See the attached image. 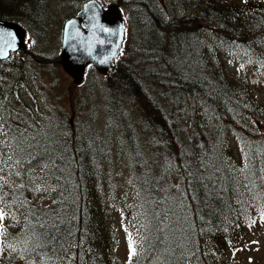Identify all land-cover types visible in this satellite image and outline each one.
I'll list each match as a JSON object with an SVG mask.
<instances>
[{
    "label": "trees",
    "instance_id": "trees-1",
    "mask_svg": "<svg viewBox=\"0 0 264 264\" xmlns=\"http://www.w3.org/2000/svg\"><path fill=\"white\" fill-rule=\"evenodd\" d=\"M84 1L72 0L73 11ZM116 1L127 26L149 33L138 32L139 43L110 73L134 109L116 113L111 104L118 126L108 119L107 132L79 133L63 117L16 121L17 95L6 81L22 72L21 58L38 55L28 46L0 61L6 242L18 246L22 264H119L106 204L109 188L118 194L116 149L128 157L122 201L137 232L127 264H235L229 252L264 214V106L245 80H232L219 53L230 36L263 57L264 10L249 1ZM51 14L48 0H0V19L22 24L36 48Z\"/></svg>",
    "mask_w": 264,
    "mask_h": 264
},
{
    "label": "rangeland",
    "instance_id": "rangeland-1",
    "mask_svg": "<svg viewBox=\"0 0 264 264\" xmlns=\"http://www.w3.org/2000/svg\"><path fill=\"white\" fill-rule=\"evenodd\" d=\"M99 1L106 6L118 3L116 0ZM245 1H249L255 9L264 10V0H227L235 6H241ZM48 2L52 14L46 17L43 28L38 29L41 34L40 39L36 42L39 48H36L32 37L28 40L29 48L34 53L33 56L38 55L36 60L21 58L22 72H15L8 76L6 81L10 88H15L17 95L16 100H10L15 108V119L25 124L28 119L33 117L42 121L63 117L68 118L71 126L75 127L79 133L84 128L94 129V127L107 132L106 122L108 119L113 126H118L117 116L115 114L111 116L107 112L111 104L114 105L111 107V111L125 113L128 109H134L132 101L117 92L110 74L102 75L93 68L85 80L76 85L59 63L60 55L56 54L54 59L43 60L50 57L49 54L52 51L59 49L60 52L64 22L77 13L73 11L72 0H48ZM123 12L126 16L124 8ZM139 31L140 33H149L145 26L143 29L127 27L119 61L123 58L127 60L132 49L131 46H136L139 43ZM224 39L228 51H221L219 58L225 69L232 80L236 82L245 80L253 99L264 106V56L261 57L251 50H241L238 44L232 42L230 36H225ZM125 94L130 96L126 92ZM129 113L132 114L134 122H137L138 112L136 114L135 110H130ZM111 134L114 135V141L111 142L112 147H115L119 143V138H116V132ZM113 156L115 172L118 175L116 185L118 194H114L113 189L109 188L106 204L116 234L115 259L119 264H127L132 255H130L129 248L130 242L133 246L131 233L134 235L137 233L131 227L132 216L122 201L127 199L125 186L129 184L130 168L128 157L124 153L115 149ZM0 199L2 205H6V196L2 191H0ZM7 223L6 217L5 227ZM243 234L242 239L229 252V256L234 259L235 264H264V214L244 227ZM3 241H0V264H22L18 246L6 242V235ZM2 242L3 244H1ZM8 247H11V251L8 250ZM36 264L44 263L38 261Z\"/></svg>",
    "mask_w": 264,
    "mask_h": 264
},
{
    "label": "water",
    "instance_id": "water-1",
    "mask_svg": "<svg viewBox=\"0 0 264 264\" xmlns=\"http://www.w3.org/2000/svg\"><path fill=\"white\" fill-rule=\"evenodd\" d=\"M11 33L12 36L7 34ZM126 19L117 3L105 7L99 0H87L77 16L68 19L63 28L59 63L78 85L85 79L88 67L109 75L124 44ZM0 60L27 47V31L18 22L0 19Z\"/></svg>",
    "mask_w": 264,
    "mask_h": 264
},
{
    "label": "snow or ice",
    "instance_id": "snow-or-ice-1",
    "mask_svg": "<svg viewBox=\"0 0 264 264\" xmlns=\"http://www.w3.org/2000/svg\"><path fill=\"white\" fill-rule=\"evenodd\" d=\"M7 35H8V36H12L11 33H8ZM0 42L7 43V41L5 40V37H4L3 34H0ZM0 54H4V53H0ZM0 217H2V213H0ZM129 248H130V255H131V254H134L135 249L133 248L131 242H130V244H129Z\"/></svg>",
    "mask_w": 264,
    "mask_h": 264
}]
</instances>
